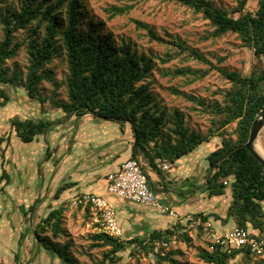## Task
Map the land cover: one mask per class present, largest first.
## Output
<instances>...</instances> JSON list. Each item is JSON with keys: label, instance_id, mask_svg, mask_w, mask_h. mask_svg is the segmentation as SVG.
<instances>
[{"label": "trees", "instance_id": "1", "mask_svg": "<svg viewBox=\"0 0 264 264\" xmlns=\"http://www.w3.org/2000/svg\"><path fill=\"white\" fill-rule=\"evenodd\" d=\"M167 1L177 2L194 13H201L214 27L211 32L213 37L234 32L244 45L253 49L256 61L250 73L242 74L214 64L195 49L175 43L181 52H188L189 57L210 64L209 69L200 74L201 77L211 69H216L231 82V86L224 91L223 103L217 104L214 109L215 119L212 122L217 130L236 123L233 130L235 140L221 132L216 134L213 129L206 135L199 131H189L179 109L171 113L160 110L153 101L150 82H144L154 68L152 58L144 53L138 55L126 42L119 45L111 32H104V21L95 23L88 20L83 0H20L17 9H0L3 32L0 41V99L5 103L10 101L6 86H20L30 99L44 104L47 98L40 94V85L45 79L52 77V72L46 66L53 61L61 48L65 49L69 70L66 79L68 100L53 96L51 100L56 107L66 116L79 117L91 113L101 119L131 123L138 143L137 147L135 143L132 147L133 157L137 156V152H144L155 168L157 156L173 162L201 144L211 142L212 137L218 136L219 140L207 156L210 168H214L208 178L207 192L210 196L223 194L227 186L225 181L230 179L232 201L223 221L226 223L232 219L235 226L247 228L253 235L264 238V166L244 146L253 121L264 108V0H257L255 10L247 8L250 0H236L237 5L232 11L214 5L211 0ZM125 11L126 8L116 7L110 17ZM137 25L145 28L151 39L168 42L144 22L137 21ZM19 29L29 30L25 39L28 40V65L25 74L17 69L10 73L6 66L7 61L17 55L25 42H15L14 34ZM223 60L224 57L218 58L219 62ZM186 73L182 69L175 71V74ZM168 122L171 125L164 132ZM55 123L45 117H13L11 135L29 143L50 131ZM11 135H0V150L2 145L10 144ZM151 143L157 148L155 156L147 151ZM46 154L49 158L54 153L48 147ZM2 166L0 183L4 184V188L11 184L12 177ZM63 190L64 187L59 186L54 192L56 201L49 205L50 211L43 218L41 227L35 228L34 235L39 247L52 258L58 259L62 264H79L70 253L69 243L61 245L53 240L65 232V207L61 199ZM198 215L202 213L199 212ZM211 215L214 214L202 216V221H208ZM214 216L220 218L216 214ZM8 223L10 226L15 224L11 221ZM17 224L20 226L21 222L18 221ZM47 228L52 231L53 238L41 233ZM13 231L20 246L25 233L16 227ZM171 231L168 228L165 232ZM163 233L164 231L157 230L150 233L154 248V241H168ZM92 239L94 243L91 246H111L106 253L110 260L125 247V241L120 237H114L102 230L95 233ZM135 240L141 244L145 242L140 236H136ZM239 253L252 254L249 248L228 252L216 243L212 250H203L201 257L210 264H232L230 261ZM156 256L157 264L169 259L164 249L157 251ZM2 264H23L20 250L16 249L12 259Z\"/></svg>", "mask_w": 264, "mask_h": 264}, {"label": "rangeland", "instance_id": "2", "mask_svg": "<svg viewBox=\"0 0 264 264\" xmlns=\"http://www.w3.org/2000/svg\"><path fill=\"white\" fill-rule=\"evenodd\" d=\"M86 5L87 19L93 22L104 21V32H111L116 42L120 45L128 43L132 50L138 55L144 53L151 57L154 68L144 82H150V92L153 101L160 110L168 113L179 109L185 120V127L189 131H199L206 135L211 129L216 134L220 132L226 137L236 139L233 130L236 123H231L223 130H217L212 122L215 119L214 109L217 104L223 103L224 91L231 86V82L216 70L211 69L203 77L200 74L209 69L210 64L197 58L189 57L188 52H181L175 43L195 49L207 59L220 67L229 70H236L242 74L250 73L256 58L253 49L242 43L237 33L227 32L221 37L211 35L214 27L210 21L203 17L201 13H194L191 9L174 1L167 0H83ZM216 6H221L228 11H232L236 5V0H211ZM20 0H2L0 9L7 7L19 8ZM116 7L126 8L122 14L110 15ZM247 8L255 10L257 0H250ZM137 21L144 22L152 27L158 35L168 42H160L151 39L147 30L138 27ZM83 25V23H82ZM29 30L19 29L15 32V42H24L17 55L7 61L10 73L14 69L27 71V34ZM44 27L41 28L43 34ZM3 38L0 24V41ZM219 57H224L222 62ZM52 72V77L45 79L40 85V94L47 98L44 104H39L36 100L30 99L25 90L20 86H6L10 94V101L5 103L0 99V135L7 137L11 135V120L13 117L26 118L49 115L60 121L66 120L68 132L80 126L90 128L97 125L100 129L106 125H115V122L98 120L96 123H87L88 114L83 116H66L52 102L53 96L60 100H68L66 79L69 74L65 49L61 48L57 52L53 61L46 66ZM177 69L185 70L186 74H175ZM60 111V112H59ZM159 113V112H158ZM91 119V118H90ZM94 122V123H93ZM167 123L164 132L167 131ZM59 128H66L65 123H58ZM64 130V129H63ZM56 132V131H55ZM51 131L49 135L55 134ZM112 132V131H111ZM108 134L103 130L99 133ZM110 133V132H109ZM72 136V135H71ZM71 136H67L70 138ZM10 144L2 145L0 150V174L1 166L7 171H20L26 169L22 175H12V185L10 187L0 183V264L8 262L14 256L15 250H20L23 264H62L58 259L52 258L48 252L39 247L34 235L36 227H41L43 218L50 211L55 185L49 180L50 170L54 167L51 164L54 155L47 158L46 151L41 157H29V149L22 155L23 160L17 155L23 150L21 142H16V137L11 135ZM47 139L49 140L50 137ZM219 140L218 136L211 138V142L198 146L194 151L200 157V168L209 167L207 156L215 147ZM134 141L133 134L130 133L128 146L131 147ZM33 142V141H32ZM29 142V143H32ZM53 144V142H52ZM67 148L69 147L68 143ZM260 144L264 148V126L259 132L256 145ZM54 145V144H53ZM66 147L63 150H67ZM53 152V148H51ZM58 149V148H56ZM29 151V152H28ZM64 151V152H65ZM63 152V151H62ZM61 152V153H62ZM61 153H58L62 156ZM27 154V155H26ZM93 152L91 155H94ZM187 157V156H186ZM184 158L185 161L188 158ZM77 158V157H76ZM62 160V157H61ZM169 160V159H168ZM177 165V163H176ZM25 166V167H24ZM181 166V163L180 165ZM21 177V178H20ZM225 190L231 191V180L227 179ZM12 187V188H11ZM9 192V194H8ZM156 193V192H155ZM82 200V201H80ZM232 200V199H231ZM63 228L65 232L57 238H53L52 231L47 228L41 233L48 235L61 245L70 244V253L79 264H157L158 257L153 246L151 235H139L123 233L120 238L125 241V247L117 252L116 257L110 260L106 253L111 246H91L94 243L93 235L100 230V226L93 219V213L81 195H73L64 202ZM209 214L193 215L189 219L181 217L176 227L171 223L170 233L164 231L168 238V247L164 251L169 259L162 264H210L202 257L203 250H212L211 245L215 234H222L230 229V225H225L224 230L210 226L202 221V216ZM200 217V220L198 219ZM211 219L216 220L214 216ZM223 219V218H222ZM209 220V218H208ZM224 220V219H223ZM222 223H225L224 221ZM232 220V219H231ZM11 221L15 223L10 226ZM21 222L19 226L17 223ZM233 221V220H232ZM220 222V223H221ZM200 226L202 228H200ZM221 224L218 223V227ZM21 229L25 233L22 243L18 244L14 229ZM163 232V231H162ZM136 236H140L145 242H137ZM157 241V240H156ZM155 242V241H154ZM153 246V248L151 247ZM19 248V249H18ZM232 264H264L262 258L254 254L239 253L230 261Z\"/></svg>", "mask_w": 264, "mask_h": 264}, {"label": "crops", "instance_id": "3", "mask_svg": "<svg viewBox=\"0 0 264 264\" xmlns=\"http://www.w3.org/2000/svg\"><path fill=\"white\" fill-rule=\"evenodd\" d=\"M88 115L92 117H88L87 123H91L90 121L96 123V121L101 119L91 113H88ZM42 117L56 123L50 131L39 135L32 143H24L16 138L15 141L21 142V147H23L20 154L16 153L20 156L18 159L23 160L26 156L23 157L22 155L29 149L31 151H28V158L32 159L35 156L41 157L48 147L53 148V153H55L53 155L55 157L51 164L54 167L50 170L48 182L51 181L52 184L54 182L57 183L54 192L59 186L64 187L61 193V199L64 202L76 194L83 196L86 203L85 207L88 204L90 205L93 219L100 226V230V215L86 201V196L90 194L104 195L110 201L115 209L123 233L139 235L142 232L143 234H149L154 230L166 231V229L171 227L172 217L158 212L155 208L123 199L107 192L108 173L117 170L123 161L133 157L132 147L135 143V136L131 123L101 119L115 122L116 126L106 125L99 129L97 125L93 124L90 128L85 127L84 129L77 126V128L75 127L74 130L68 132V129L71 127H68L66 120L61 122L59 119L52 118L49 115H43ZM38 118H41V116L36 117V119ZM58 123H65L66 128H59ZM103 130L107 131L108 134L99 135ZM51 131H56L55 134H52V137L49 135ZM130 133L134 136L131 147L128 146ZM67 136L71 137L68 138ZM47 137H50V139L48 140ZM65 143L69 144L68 148ZM64 147L67 148L66 151L63 150ZM156 149L154 143H151L147 147V151L152 156H155ZM194 150L173 162L169 160L171 167L168 170L153 167L144 152H137L136 157L141 160L143 169L149 178V184L156 192L158 199L168 206L175 208L183 219H189L193 215H198L199 212L203 214H216L220 218L211 215L209 216V220L206 221L207 224L215 226L220 231L224 230L225 225H230V229L228 230H231L235 227L234 220H229L226 223H222L221 221L223 220L222 218H225L228 206L232 201V191L228 192L225 190L223 194L212 196L208 194L206 186L214 168H210V165L207 168H200V162L198 161L200 157H198ZM93 152L95 154L91 155ZM58 153H61L62 156ZM186 156L190 157L184 163ZM180 163L181 166H179ZM8 172L11 176L15 177L16 175L25 174L26 169H22L19 172L15 171L16 173L14 174H12L10 169ZM6 186L9 188L10 184ZM51 201H56V199L53 197ZM212 216L216 220L211 219ZM218 223L221 224V227H218Z\"/></svg>", "mask_w": 264, "mask_h": 264}, {"label": "built area", "instance_id": "4", "mask_svg": "<svg viewBox=\"0 0 264 264\" xmlns=\"http://www.w3.org/2000/svg\"><path fill=\"white\" fill-rule=\"evenodd\" d=\"M155 164L162 170H168L171 167V162L162 157H157ZM106 189L110 194L155 208L158 212L172 217L173 225H177L181 219L175 208L158 199L149 184V178L141 160L137 157L126 159L117 170L108 173ZM86 201L99 213L102 231L114 237H120L123 234L115 209L104 195L90 194L86 196ZM198 219L200 220V217ZM154 243L155 250L160 252L169 244L166 240H157ZM216 243L228 252L249 248L252 254L264 260V238L253 235L247 228L235 226L225 233L215 234L211 248Z\"/></svg>", "mask_w": 264, "mask_h": 264}, {"label": "water", "instance_id": "5", "mask_svg": "<svg viewBox=\"0 0 264 264\" xmlns=\"http://www.w3.org/2000/svg\"><path fill=\"white\" fill-rule=\"evenodd\" d=\"M264 126V108L259 112L256 116L255 120L252 123L249 138L244 143V146L249 150L251 154H253L259 162L264 166V157L262 154L257 150L256 140L259 135L260 130ZM137 138H135V146L137 147Z\"/></svg>", "mask_w": 264, "mask_h": 264}, {"label": "bare ground", "instance_id": "6", "mask_svg": "<svg viewBox=\"0 0 264 264\" xmlns=\"http://www.w3.org/2000/svg\"><path fill=\"white\" fill-rule=\"evenodd\" d=\"M257 150L262 154V156L264 157V148L260 145L257 144Z\"/></svg>", "mask_w": 264, "mask_h": 264}]
</instances>
